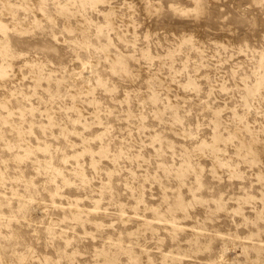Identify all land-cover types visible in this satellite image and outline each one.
I'll return each instance as SVG.
<instances>
[{"label": "rangeland", "instance_id": "rangeland-1", "mask_svg": "<svg viewBox=\"0 0 264 264\" xmlns=\"http://www.w3.org/2000/svg\"><path fill=\"white\" fill-rule=\"evenodd\" d=\"M0 264H264V0H0Z\"/></svg>", "mask_w": 264, "mask_h": 264}]
</instances>
